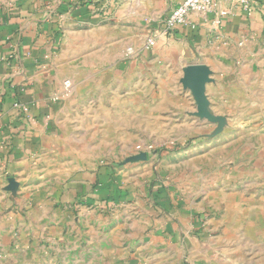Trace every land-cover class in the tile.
<instances>
[{
	"label": "crops",
	"instance_id": "crops-1",
	"mask_svg": "<svg viewBox=\"0 0 264 264\" xmlns=\"http://www.w3.org/2000/svg\"><path fill=\"white\" fill-rule=\"evenodd\" d=\"M182 1L0 0L1 232L16 228L20 235L31 227L38 233L53 220L58 226L60 217L50 215L55 203L80 199L82 194L98 202L107 193V187L103 191L94 188L92 170L75 180L71 174L76 170L67 168L69 147L79 143L67 135L82 125L81 110L72 101L74 92L64 87L65 80H71L65 71L73 65L72 59H66L69 50H86L93 44L96 68L101 60L107 68L113 66L116 51L132 48V54L140 53L131 59L123 54L117 61L127 68L120 81L115 82L112 73L107 75V97L126 100L128 113L135 97L141 98L133 105L139 104V110L146 107L147 84L158 81L167 84L173 107L170 113L175 116L193 110L196 115L207 114L210 105L223 114L224 107H234L238 87L244 90L248 75L245 95L264 101V13H248L234 0H215L211 11L190 14L186 25L161 34L163 20ZM147 20L153 23V31L146 32ZM91 27L88 37L81 38L82 28ZM153 34L158 36L156 44L145 48L147 37ZM97 61H101L99 65ZM193 66H202L207 72L204 105L199 111L194 106L199 94L186 82V71ZM114 84L123 89L114 92ZM179 101L184 102L182 106ZM74 166L77 171L82 169L80 163ZM89 188L97 194L87 193ZM112 199L111 195L105 198L106 202ZM167 199L157 222L161 236L153 235L152 242L167 243L168 237L175 242L171 239L165 251L154 252L159 264H264L250 240L260 232L245 229L242 217L246 215L234 220L224 216V225L217 227L220 234L208 220L212 233L206 231L199 237L186 233L189 210L179 209L172 198ZM238 207L250 211L253 205ZM56 209L60 213L61 208ZM200 214L196 221L203 218ZM61 220L64 224V216ZM178 245L183 249L177 253Z\"/></svg>",
	"mask_w": 264,
	"mask_h": 264
},
{
	"label": "rangeland",
	"instance_id": "rangeland-1",
	"mask_svg": "<svg viewBox=\"0 0 264 264\" xmlns=\"http://www.w3.org/2000/svg\"><path fill=\"white\" fill-rule=\"evenodd\" d=\"M152 24L146 21V32L153 31ZM82 30L78 34L87 38L93 27ZM126 53L127 49L116 51L113 66L107 68L101 60L96 68L93 44L66 52L73 65L65 67L71 80L66 79L64 87L74 92L72 101L82 119L81 127L67 135L79 142L69 147L67 168L76 170L71 174L75 180L92 170L94 188L107 187V193L98 202L82 194L80 199L55 203L50 215L60 217L58 226L53 220L38 233L31 227L20 235L16 228L6 234L0 231V264H159L154 252L165 251L171 239L175 242L174 237L167 243L152 242L153 235L161 236L157 222L167 197L179 209L189 210L186 233L199 237L212 233L208 220L220 234L217 227L224 225V216L234 220L246 215L245 229L260 232L250 240L264 263V101L245 95L250 75L244 90L238 87L234 107H224L223 114L210 104L212 112L207 109V114L196 115V110L171 114V96L162 81L148 83L146 107L139 110V104L133 105L141 98L135 97L128 113L126 100H111L106 94L107 75L112 73L117 82L127 69L117 62L122 55L125 59L140 55ZM114 85V92L123 89ZM183 103L179 101L180 106ZM201 105L204 96L194 103L198 111ZM78 163L80 171L74 166ZM91 189L86 192L97 194ZM108 195L110 202L105 200ZM238 204L253 208L243 211ZM197 213L203 218L196 221ZM194 222H199L200 230ZM179 246L177 253L183 249Z\"/></svg>",
	"mask_w": 264,
	"mask_h": 264
},
{
	"label": "built area",
	"instance_id": "built-area-1",
	"mask_svg": "<svg viewBox=\"0 0 264 264\" xmlns=\"http://www.w3.org/2000/svg\"><path fill=\"white\" fill-rule=\"evenodd\" d=\"M234 2L248 13L254 11H261L264 13V0H234ZM214 4L215 0H183L174 7L163 20L161 34L168 35L178 26L186 25L190 14H203L211 11ZM157 37L156 34L149 35L145 42V48L153 47L156 44ZM127 53L132 54L133 49L128 48Z\"/></svg>",
	"mask_w": 264,
	"mask_h": 264
},
{
	"label": "water",
	"instance_id": "water-1",
	"mask_svg": "<svg viewBox=\"0 0 264 264\" xmlns=\"http://www.w3.org/2000/svg\"><path fill=\"white\" fill-rule=\"evenodd\" d=\"M207 79L206 69L202 66H193L186 71V82L199 94V100H203V82Z\"/></svg>",
	"mask_w": 264,
	"mask_h": 264
}]
</instances>
